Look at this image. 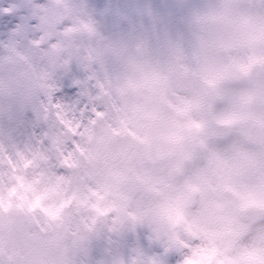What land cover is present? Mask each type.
<instances>
[{"label":"clouds","instance_id":"clouds-1","mask_svg":"<svg viewBox=\"0 0 264 264\" xmlns=\"http://www.w3.org/2000/svg\"><path fill=\"white\" fill-rule=\"evenodd\" d=\"M0 264H264V0H0Z\"/></svg>","mask_w":264,"mask_h":264}]
</instances>
